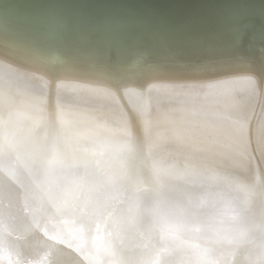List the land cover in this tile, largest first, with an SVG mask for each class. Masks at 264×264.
<instances>
[{
  "label": "snow or ice",
  "instance_id": "1",
  "mask_svg": "<svg viewBox=\"0 0 264 264\" xmlns=\"http://www.w3.org/2000/svg\"><path fill=\"white\" fill-rule=\"evenodd\" d=\"M8 55L31 62L0 46ZM181 70H243L264 86V55ZM36 71L59 80L67 69ZM36 71L0 77V239L63 223L94 264H264V120L233 116L234 82L133 93L129 121L112 89L125 98L142 77L99 73L108 87L59 84L50 96Z\"/></svg>",
  "mask_w": 264,
  "mask_h": 264
},
{
  "label": "bare ground",
  "instance_id": "2",
  "mask_svg": "<svg viewBox=\"0 0 264 264\" xmlns=\"http://www.w3.org/2000/svg\"><path fill=\"white\" fill-rule=\"evenodd\" d=\"M259 4H206L176 18H163L135 8L133 3L103 0H0V13L13 17L7 23L0 18V46L22 48L31 58L25 62L8 55L0 58V77L12 79L36 71L40 66L62 67L61 79L42 71L36 74L47 81V91L64 84L83 89L108 87L98 80L99 73L128 74L142 77L128 81L125 98L112 89L124 116L132 120V109L140 102L133 93L155 96L160 89L183 85H212L234 82L240 89L234 117L243 115L264 120V86L258 73L243 70H217L186 73L182 65L259 64L264 55V1ZM35 11L37 14L30 12ZM2 19V20H1ZM20 20V21H17ZM204 24L216 22L218 28L192 30L186 21ZM16 26L25 27L23 29ZM48 30L56 33H45ZM148 32L146 41L136 50H121L124 40L107 45L112 32ZM253 31L257 34L253 37ZM58 34L61 38L57 40ZM254 47L248 49V44ZM116 48V52L113 49ZM122 53L120 55L113 54ZM254 81V91L244 89V81ZM20 87H33L20 82ZM256 136H260L257 121ZM250 175V172L242 173ZM18 237V238H17ZM19 246L22 255L10 249ZM0 264H94L76 235L63 223L56 231L28 234L23 226L14 236L0 239Z\"/></svg>",
  "mask_w": 264,
  "mask_h": 264
},
{
  "label": "water",
  "instance_id": "3",
  "mask_svg": "<svg viewBox=\"0 0 264 264\" xmlns=\"http://www.w3.org/2000/svg\"><path fill=\"white\" fill-rule=\"evenodd\" d=\"M103 1H107L111 4H112V1L127 2L129 4L133 3L135 5V8L137 10H140L141 12H145L148 14L150 13L157 14L163 18H176V17L184 16L192 10L203 8L206 4H211V3L220 4L222 2L226 4H230V3L232 4H237V3L259 4V3H262L260 1H264V0H103ZM30 13L37 14V12L35 11H32ZM0 18H4L3 23L7 24L9 23L8 21L12 19L13 17H10V15H5V14L0 13ZM17 21H20V20H17ZM185 26L192 30H196L199 28L215 30L216 28H218L217 23L212 22V21H207L204 24H199L195 21L187 20L185 23ZM16 27L21 28V29L25 28L21 26H16ZM45 33H56V32H53V31L50 32V30H48ZM147 34L148 32H144V31H130L127 34H122L121 31L114 30L112 32V37L106 44L107 45L111 44L112 46L115 47L114 44H118L122 40H124V47H122L123 49L121 50L136 51L141 46L142 42L144 40L146 41V38H148ZM256 34L257 32L253 31L250 37H253ZM61 36H62L61 34H58L57 40L62 39ZM252 42H254L253 39L250 40L248 44V49L254 47L253 45H251ZM113 51L116 52V48H114ZM120 54L122 53H116V54H113V56L120 55Z\"/></svg>",
  "mask_w": 264,
  "mask_h": 264
}]
</instances>
